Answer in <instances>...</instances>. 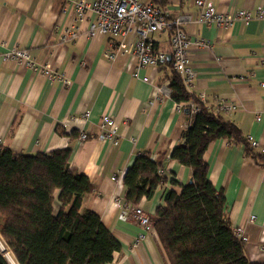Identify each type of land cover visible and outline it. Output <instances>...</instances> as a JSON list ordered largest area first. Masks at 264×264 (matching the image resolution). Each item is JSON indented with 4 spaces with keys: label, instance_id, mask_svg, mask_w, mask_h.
Masks as SVG:
<instances>
[{
    "label": "crops",
    "instance_id": "crops-1",
    "mask_svg": "<svg viewBox=\"0 0 264 264\" xmlns=\"http://www.w3.org/2000/svg\"><path fill=\"white\" fill-rule=\"evenodd\" d=\"M152 1L172 16L197 12L194 0ZM210 1L222 12L264 6V0ZM95 18L88 11L77 36L62 41L64 29L74 23L73 8L64 0H0L1 144L25 154L71 148L70 168L94 185L83 208L97 212L122 244L107 264H170L156 230L136 243L145 231L133 217L122 216L124 208L115 199L125 197V171L137 153L147 150L154 156L167 153L162 174L168 179L151 198L143 197L140 205L155 220L156 208L165 203V191L181 193L192 171L170 155L182 142L191 116L178 112L172 98L158 96L159 85L167 80L165 62L158 68L141 67L135 77V56L113 51L107 35L90 34ZM185 30L192 39L211 44L189 50L196 70L193 90L205 92L208 105H215L220 97L234 102L238 109L223 115L264 146V19L228 27L190 22ZM151 37L156 47L170 51L168 32ZM15 47L28 49L38 63L48 62L58 77L5 61L4 53ZM108 51L114 52L113 58L107 57ZM146 76L149 81L143 80ZM86 111L90 115L84 119ZM105 113L120 126L116 145L99 138ZM81 130L89 134L88 140L80 142ZM255 151L257 156L248 153L243 143L220 138L210 143L205 158L209 181L224 190L232 225L248 236V258L264 262V154Z\"/></svg>",
    "mask_w": 264,
    "mask_h": 264
},
{
    "label": "trees",
    "instance_id": "trees-1",
    "mask_svg": "<svg viewBox=\"0 0 264 264\" xmlns=\"http://www.w3.org/2000/svg\"><path fill=\"white\" fill-rule=\"evenodd\" d=\"M165 65L170 97L191 116L170 157L192 171L181 193L168 189L165 203L156 208L154 226L167 258L170 264H264L248 258L246 241L227 212L224 190L208 179L205 158L210 143L220 138L243 143L251 155L257 152L234 121L186 86L172 60ZM191 103H198L200 111L193 114ZM71 153V148L16 153L0 143V232L18 264H107L122 249L100 215L83 208L94 185L70 168ZM166 154L137 153L123 177L128 202L140 204L166 183ZM0 264H10L1 249Z\"/></svg>",
    "mask_w": 264,
    "mask_h": 264
},
{
    "label": "built area",
    "instance_id": "built-area-1",
    "mask_svg": "<svg viewBox=\"0 0 264 264\" xmlns=\"http://www.w3.org/2000/svg\"><path fill=\"white\" fill-rule=\"evenodd\" d=\"M64 1L73 8L74 23L64 29L61 35L62 41L75 38L78 34L80 23L84 20L87 12L92 11L96 18L91 24L90 34L94 35L99 32L107 35L110 38L113 51L135 56L138 60V65L133 71L135 77H139V69L141 67L150 65L153 68H158L171 55L173 68L182 76L186 86L191 90L194 87L193 79L196 76V70L190 63L189 50L192 46L210 47L211 44L205 39H192L185 30V26L188 23H216L220 27H228L236 22L249 24L252 20L264 19V6L254 9H240L235 12H222L210 0H194V5L197 8V12L194 15L181 13L175 16L170 15L167 9L152 0ZM159 32L169 33V52L156 47L151 35ZM113 53L108 51L106 55L109 58H113ZM3 58L5 61H16L35 72L46 74L51 78L58 77L56 71L53 70L48 62L38 63L26 48L15 47L5 52ZM143 80L149 81L150 78L146 76ZM171 92L169 80L164 81L158 87V96L161 100L166 97L171 98ZM197 94L201 102L207 103V94L205 92L200 91ZM190 105L193 114L200 111L198 103H191ZM176 108L178 112L183 111L182 104L177 103ZM215 108L217 112L221 113H230L238 109L234 102L222 97L216 99ZM89 115L90 112L86 111L83 113V118L87 119ZM64 126L66 127L65 124ZM119 127V124L111 114H102L99 138L109 144H118L120 138ZM89 137L87 132L84 130L80 131V142L88 140ZM247 138L253 149L264 154V146L251 136H247ZM0 143H2L1 138ZM116 177L114 175L113 179ZM115 201L124 208L122 216L133 217L145 231L136 239L137 244L145 238L146 234L154 232L155 220L140 204L128 202L125 197L120 196L116 197ZM253 218L254 216H251V219ZM236 232L242 240H248V236L243 229H236ZM8 251L11 252L10 250Z\"/></svg>",
    "mask_w": 264,
    "mask_h": 264
},
{
    "label": "bare ground",
    "instance_id": "bare-ground-1",
    "mask_svg": "<svg viewBox=\"0 0 264 264\" xmlns=\"http://www.w3.org/2000/svg\"><path fill=\"white\" fill-rule=\"evenodd\" d=\"M0 249L4 252V256L7 258L10 264H18L17 261H15L13 255L11 252L8 251V249L4 246V244L0 241Z\"/></svg>",
    "mask_w": 264,
    "mask_h": 264
},
{
    "label": "rangeland",
    "instance_id": "rangeland-1",
    "mask_svg": "<svg viewBox=\"0 0 264 264\" xmlns=\"http://www.w3.org/2000/svg\"><path fill=\"white\" fill-rule=\"evenodd\" d=\"M0 241L4 244L5 247H7L8 250H10V248L8 247L7 243L5 242L3 236L1 235V232H0ZM10 251H11V250H10ZM11 253H12V251H11ZM3 254H4V252H3ZM12 254H13V253H12Z\"/></svg>",
    "mask_w": 264,
    "mask_h": 264
},
{
    "label": "water",
    "instance_id": "water-1",
    "mask_svg": "<svg viewBox=\"0 0 264 264\" xmlns=\"http://www.w3.org/2000/svg\"><path fill=\"white\" fill-rule=\"evenodd\" d=\"M168 59L171 60V55L168 56Z\"/></svg>",
    "mask_w": 264,
    "mask_h": 264
}]
</instances>
